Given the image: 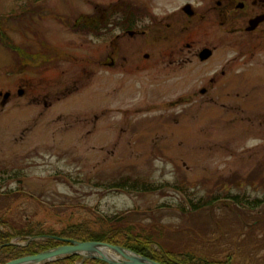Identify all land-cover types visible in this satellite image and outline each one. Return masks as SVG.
Instances as JSON below:
<instances>
[{"label":"rangeland","instance_id":"374dc122","mask_svg":"<svg viewBox=\"0 0 264 264\" xmlns=\"http://www.w3.org/2000/svg\"><path fill=\"white\" fill-rule=\"evenodd\" d=\"M118 1L44 0L43 16L23 22L38 37L7 22L4 33L15 45L33 52L48 46L58 56L22 63L0 41V91L33 83L31 95L16 92L5 105L0 98V220L36 233L60 234L79 223L96 232L103 228L97 216L128 212L138 231H163L165 245L178 252L264 264L263 231L237 225L231 208L219 202L188 212L189 199L264 197V90H134L133 79H124L133 90H117L124 77L100 62L106 47L72 25L94 4ZM189 1L122 0L160 17ZM30 2L0 0V17L37 6L26 9ZM128 178L140 191L108 186ZM247 229L254 232L248 239Z\"/></svg>","mask_w":264,"mask_h":264},{"label":"flooded vegetation","instance_id":"af4514ba","mask_svg":"<svg viewBox=\"0 0 264 264\" xmlns=\"http://www.w3.org/2000/svg\"><path fill=\"white\" fill-rule=\"evenodd\" d=\"M114 4H94L92 12L81 15L83 23L77 19L72 26L84 24L86 33L106 47L100 62L119 68L124 77L117 90H133L125 86L129 79L137 81L134 90H264V0H191L162 17L137 2ZM25 30L38 37L32 26ZM133 37L135 46L125 48ZM48 48L32 51L36 61L44 53L45 60L58 56ZM32 84L0 91L1 104L16 92L21 98L31 95Z\"/></svg>","mask_w":264,"mask_h":264},{"label":"trees","instance_id":"16d2710c","mask_svg":"<svg viewBox=\"0 0 264 264\" xmlns=\"http://www.w3.org/2000/svg\"><path fill=\"white\" fill-rule=\"evenodd\" d=\"M44 0H32L28 5L34 4L37 5L34 8L23 11L19 15H9L0 17V41L4 44L8 51L13 53L18 61L22 63H32L36 62L38 56L33 53L30 48L22 47V45H15L4 33L6 31L7 22L16 21L22 27L23 24L25 28L26 23H23L28 17L32 18L35 16H43V12L40 13L42 7L38 6V3L43 2ZM39 7V8H37ZM41 14V15H40ZM83 23V19L78 18ZM84 27V24L81 26L77 25L76 27L72 26V29L77 30V28ZM86 27H84L85 30ZM81 29V28H80ZM9 30V29H8ZM5 35L8 37L5 38ZM138 181L130 182V179H126L121 183H113L110 188L119 189L121 191H126L128 186H131L130 191L137 192L140 191L138 188ZM180 188L174 187V190L179 191ZM154 188H146L144 186L141 191H152ZM182 190V189H180ZM222 201V202H221ZM231 202L230 204L227 202ZM190 208L189 213L193 211H200L203 208L212 207L214 203H219L225 207L231 208L237 215L238 224L240 227L251 226V229L262 230L264 233V211L260 209L264 208V197L255 198L253 200L245 199L239 195H231V193L225 192L224 194L215 195L212 200L199 199L198 201L192 202L189 199ZM181 211L184 212V208H181ZM135 212V210H134ZM128 213V212H127ZM127 213L121 215L113 216H97V218L103 224V228L100 231H92L88 227L84 226L82 223L74 224L66 227L60 234H51L49 232H34L33 230L19 229L16 225L11 224L8 220H0V264H6L9 261L39 254L41 252L47 251L49 249L63 245L64 243L59 240H54L52 238L46 237H57L62 239H73L81 242H104L115 246H120L125 249L131 250L139 255L150 258L161 264H231L230 260L226 261H217L210 260L207 258L200 257L198 255L189 253V252H178L174 249H171L169 246L165 245L163 240L166 239V235L163 231L156 232L151 231L149 234L145 235L144 227H141L140 231L137 230L133 223H130L128 220ZM185 213V212H184ZM164 227V224L159 223ZM158 224V226H159ZM2 227V228H1ZM138 225V229H139ZM250 229H247L246 238H251L254 236V232ZM256 234V233H255ZM32 237H44L38 241H32L28 245H18L20 243L15 240L21 239L26 243ZM161 239L163 243L159 240ZM166 241V240H165ZM252 243H255L254 240H250ZM260 246L255 243L259 249H264V236L261 240ZM11 242H15L16 245H8ZM81 261L79 255H72L64 259H60L54 262L47 264H78ZM264 261V258H263ZM84 264H106L98 260H86Z\"/></svg>","mask_w":264,"mask_h":264},{"label":"water","instance_id":"95a60500","mask_svg":"<svg viewBox=\"0 0 264 264\" xmlns=\"http://www.w3.org/2000/svg\"><path fill=\"white\" fill-rule=\"evenodd\" d=\"M20 94H22V92H20ZM4 97L7 99L9 94H5ZM43 238L44 237H32L26 243L18 245H28L32 241H38ZM46 238L59 240L64 244L36 255L25 256L9 261L6 264H47L72 255H79L81 257L79 264H84L86 260H98L106 264H161L131 250L104 242H81L57 237ZM8 245H16V243L11 242ZM1 247L2 246H0V249Z\"/></svg>","mask_w":264,"mask_h":264}]
</instances>
